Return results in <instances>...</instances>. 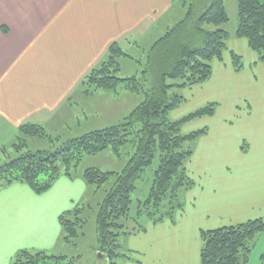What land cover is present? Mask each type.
<instances>
[{
    "label": "trees",
    "instance_id": "trees-1",
    "mask_svg": "<svg viewBox=\"0 0 264 264\" xmlns=\"http://www.w3.org/2000/svg\"><path fill=\"white\" fill-rule=\"evenodd\" d=\"M176 3L177 0H175ZM183 0L184 15L171 26L146 52L141 75L121 77L120 59L132 57L117 43L111 45L106 57L82 81L85 91L100 88L117 90L118 85L144 99L123 120L104 128L93 129L62 142L55 150H30L9 157L0 164V190L19 182L36 194L47 192L61 176L76 178L74 168L86 154H97L111 148L121 156L124 148L131 156L121 172L87 168L81 177L88 184L100 187L114 179L100 203L96 215L98 250L109 258V264H120L119 257L134 258L121 249L119 236L145 231L137 225L126 230L131 220L132 192L143 173L158 160L147 198L140 202L138 216L146 210L156 224L184 209L178 200L181 188L189 190L194 180L188 175L186 163L194 153V143L208 132L204 127L184 133L182 126L215 114L218 103L209 102L179 119L170 113L185 101L181 92L186 87L206 82L213 72L214 59L223 60L230 33L223 27L229 21L225 0ZM238 26L234 36L246 38L249 47L264 62V0H236ZM204 7V8H203ZM235 70L243 67L242 56L231 50ZM138 62H141L140 60ZM172 80V82H169ZM19 139L35 136L49 139L41 124L27 123L19 128ZM21 147H27L22 141ZM3 147L1 152H5ZM169 204V208L165 205ZM163 207L166 209L164 210ZM163 209V211L161 210ZM84 207L76 206L59 215L63 240L71 243L85 224ZM264 230V216L245 222L201 231L200 264H247L250 241ZM264 261V253L261 256ZM66 255L46 250L20 249L10 264H72Z\"/></svg>",
    "mask_w": 264,
    "mask_h": 264
},
{
    "label": "crops",
    "instance_id": "crops-1",
    "mask_svg": "<svg viewBox=\"0 0 264 264\" xmlns=\"http://www.w3.org/2000/svg\"><path fill=\"white\" fill-rule=\"evenodd\" d=\"M183 15L175 0H0V155L2 148L12 144L19 128L27 123L41 124L48 135L59 141L62 136L55 135L59 129L79 126L77 133L80 134L77 136L91 131L85 130L86 123L92 120L88 115L91 108L88 107L98 89L89 92L82 89L85 77L106 57L112 44L117 43L130 54L137 50L146 54ZM230 42V51L249 54V64L244 63L237 71L232 58L223 55L222 61L213 60L212 76L206 82L191 86V90L200 95L197 97L200 104L196 107L209 102L218 103L215 114L204 118L214 120L224 112L226 126L237 112L241 114L239 117L251 114L248 111L253 106L247 88L250 92V89L256 91L255 97L264 98V88L258 86L257 74L264 72V62L259 61L258 55L242 38L230 37L229 46ZM231 79L238 82L233 83ZM222 91L229 96L232 93V100L223 102L219 95ZM108 94L115 99L114 93ZM87 98L90 100L86 101ZM171 113L170 117L177 119ZM81 114L85 125L78 118ZM206 127L208 132L203 136L208 138L214 127L211 124ZM74 179L61 176L40 195L19 182L0 190L1 198L8 196L5 205L1 207L0 204V264H10L20 249L53 251L56 245L68 244L63 240L58 218L68 210L69 200L61 198L65 189H59V186L62 183L72 186ZM220 179L232 181L235 175L226 172ZM262 180L264 182L261 174V178L257 177L259 187H264ZM14 188L32 199H44L48 204H38L37 207L13 204L10 196L13 197L14 191L18 192ZM1 198L0 203L5 199ZM251 199L254 200L251 204L258 202L256 206L264 208V194L258 200L252 194ZM34 212L41 213L38 218L49 223L50 227L39 233V237L43 236L41 241L29 246L19 237H22L29 221L36 217ZM176 228L177 222L164 220L149 223L145 231L130 234L128 248L134 259L129 261L177 264L170 260L162 262L161 253L155 254L156 244L146 241L158 230L176 235ZM148 250H153V253L150 255ZM187 250V244H184V254ZM184 264L189 263L184 261Z\"/></svg>",
    "mask_w": 264,
    "mask_h": 264
},
{
    "label": "rangeland",
    "instance_id": "rangeland-1",
    "mask_svg": "<svg viewBox=\"0 0 264 264\" xmlns=\"http://www.w3.org/2000/svg\"><path fill=\"white\" fill-rule=\"evenodd\" d=\"M177 2L183 15L184 10L181 8L183 7V0H177ZM188 3H190L189 0ZM225 5L229 21L223 27L230 33L232 39H239L234 36L238 26L237 1L225 0ZM242 39L247 44L246 38ZM231 46L232 42H230V46L228 45V49L223 53L229 58L231 57ZM238 50H241V48L238 47ZM253 53L258 55L256 51H253ZM239 54L242 56L243 64H249L251 60L249 54L244 51L242 52L243 55ZM131 55L132 57L121 59L122 69L119 72L121 77L133 74L141 75L144 69L145 54L137 50L132 52ZM139 60L141 62H138ZM257 74L258 86L264 88V72H257ZM169 82H172V80H169ZM231 82L238 81L237 79H231ZM192 87H186L181 91L176 90L183 94L185 101L172 111L173 118L179 119L199 108L196 105L200 104V101L197 100L200 95L197 96L196 90H191ZM250 90L251 92L247 88L248 98L253 106V109L248 111L251 114H243L239 117L241 114L237 112L236 116L228 123V126L224 123V112L217 119L209 120L202 117L187 122L182 126L184 133L199 130L210 124L214 129H212L208 138L202 136L194 143V153L186 163L187 173L195 183L189 190L181 188L178 191V200L183 203L184 209L174 214V222H177L176 235H172V232L158 230V233L147 237L146 241L148 244H156L154 246L156 249L155 254L161 253L162 262L170 260L177 264H184V261L189 264H200V248L203 243L202 230L237 224L264 216V208L256 206L258 202L251 204L254 201L251 199L252 194L256 195V200L264 194V187L257 185V177L260 176L261 178V174L264 175V98L255 97L256 91L254 89ZM108 92L114 93L115 99ZM219 95L225 103L232 100V93L229 96L226 91H222ZM93 99L94 101L91 100V106L88 107L91 108V113L88 110V115L92 120L86 123L83 114L78 115L82 123L84 125L86 123V131L104 128L120 122L124 116L142 102L144 96L126 90L120 84L116 91L98 89ZM89 100L90 98H87L86 101ZM220 126L223 127L221 128ZM79 130V126L72 127V129H59L55 135L60 134L62 138L60 141H54V143L47 138L35 136H26L25 140H21L19 139V134H17L14 142L7 146L5 152L0 155V164L9 157H15L27 149L55 150L62 142L79 135L80 133H77ZM22 141L27 142V147H23L24 143ZM130 156L131 153H128L127 148L122 150L121 156L116 155L111 148L97 154L84 155L74 168L76 178L72 180V186H66L62 183L59 189H65L61 194V198L69 200L67 209H73L76 206L84 207L82 216L86 222L80 230V234L73 238L71 243L56 245L53 251H48L49 253L66 255V262L73 261L72 264H109V258L105 253L98 250L96 215L100 203L105 198L107 191L112 187L114 179L112 178L104 185L97 187L86 183L81 175L87 168L121 172ZM157 165L158 160L156 159L143 173L137 182L136 189L132 192L131 220L126 227L129 232L137 225L148 228L149 223H153L144 208H142L143 212L139 216L137 213L140 202H143L149 194L154 179V170ZM226 172H232L235 175V180L228 182L221 180V176ZM14 190H18V192L14 191L13 197L10 196L13 204L34 207H37L38 204H48L44 199L35 200L27 197L20 189L14 188ZM1 195L2 193L0 198ZM7 197H2L5 199L0 203L1 207L5 205ZM165 207L169 208V204H166ZM165 207H163L164 210L166 209ZM163 209L161 210L163 211ZM34 213L36 217H34L33 221H29V224L27 223V227L22 231V237H19L23 239V242L24 240L26 241L24 244L29 246H32L33 242L41 241L43 236L41 234L39 237V233L41 230H47L50 227L49 223L43 222L38 218L42 216L41 213ZM46 217L49 218L48 214ZM165 222L173 223V220L167 218ZM129 236L130 234L119 236V243L122 246L120 251L134 258L133 253L128 248ZM184 244H187L188 247L187 254H184ZM249 244L251 251L247 264H264L261 258L264 253V230L257 232ZM148 251L150 255L153 253V250ZM148 257H144V259L147 260ZM118 262L120 264H138L135 261H129L125 257H119ZM147 263L150 262L148 261ZM157 263L159 262L157 261Z\"/></svg>",
    "mask_w": 264,
    "mask_h": 264
}]
</instances>
